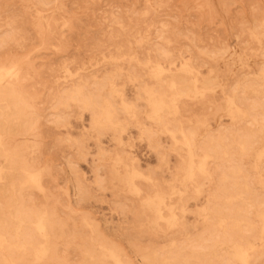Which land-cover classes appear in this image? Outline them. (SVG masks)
Wrapping results in <instances>:
<instances>
[{"label":"rangeland","instance_id":"1","mask_svg":"<svg viewBox=\"0 0 264 264\" xmlns=\"http://www.w3.org/2000/svg\"><path fill=\"white\" fill-rule=\"evenodd\" d=\"M0 159V264H264V0H0Z\"/></svg>","mask_w":264,"mask_h":264},{"label":"bare ground","instance_id":"2","mask_svg":"<svg viewBox=\"0 0 264 264\" xmlns=\"http://www.w3.org/2000/svg\"><path fill=\"white\" fill-rule=\"evenodd\" d=\"M93 104H94V103H93ZM3 144H4V143H3ZM0 160H1V159H0ZM1 163H2V162H1ZM14 165H15V164H14ZM16 167H17V166H16ZM14 181H15V180H14ZM21 183H22V182H21ZM239 195H240V194H239ZM152 199H153V198H152ZM10 201H11V200H10ZM168 204H169V203H168ZM170 205H172V204H170ZM175 206H176V205H175ZM181 208H182V207H181ZM231 210H232V209H231ZM231 210H230V211H231ZM162 211H164V209H163ZM164 214H165V213H164ZM166 215H168V214H165V218H166ZM20 217H21V216H20ZM230 217H231V216H230ZM167 218H168V216H167ZM232 218H233V217H232ZM224 219H225V218H224ZM230 220H231V219H230ZM235 220H236V219H235ZM237 221H238V220H237ZM231 224H232V225H230V226H233L234 222L231 223ZM38 226H39L41 229L43 228V224H42V223H39ZM12 230H13V229H12ZM227 231H228V230H227ZM229 231H230V230H229ZM216 232H217V231H216ZM250 232H251V231H250ZM0 233H1V232H0ZM2 234H3V233H2ZM2 234H1V235H2ZM49 234H50V233H49ZM225 234H226V233H225ZM227 234H229V233H227ZM3 235H4V234H3ZM3 235H2V236H3ZM27 235H28V234H27ZM164 235H165V234H164ZM4 236H5V235H4ZM52 236H53V235H52ZM13 237H14V236H13ZM27 237H28V236H27ZM172 237H173V236H172ZM229 237H230V236H229ZM24 238H26V237H24ZM173 238H174V237H173ZM173 238H171V239H173ZM204 238H205V237H204ZM224 239H225V238H224ZM224 239H223V240H224ZM229 239H230V238H229ZM169 240H170V239H169ZM223 240H222V241H223ZM225 240H226V239H225ZM172 241H173V240H172ZM172 241H171V242H172ZM174 241H175V239H174ZM176 241H177V240H176ZM226 241H227V240H226ZM226 241H225V242H226ZM228 241H229V240H228ZM228 241H227V243H229ZM101 242H102V241H101ZM168 242H170V241H168ZM230 242H231V239H230ZM14 243H15V242H14ZM25 243H26V242H25ZM176 243L178 244V241H177ZM183 243H184V242H183ZM231 243H232V242H231ZM21 244H22V243H21ZM101 244H102V243H101ZM208 244H209V243H208ZM232 244H233V243H232ZM236 244L239 245L240 243H237V242H236ZM244 244H245V243H244ZM244 244H243V245H244ZM245 245H246V244H245ZM240 246H241V245H240ZM176 247H177V245H176ZM247 247H248V246H246V248H247ZM243 256H244V255H243ZM246 256H247V255H246ZM246 256H245V257H246ZM173 259H174V258H173ZM176 259H177V258H176ZM168 260H169V258H168ZM174 260H175V259H174ZM246 260H247V259H246ZM244 261H245V260H244ZM243 264H244V263H243Z\"/></svg>","mask_w":264,"mask_h":264}]
</instances>
